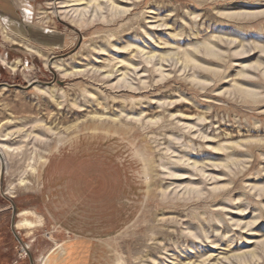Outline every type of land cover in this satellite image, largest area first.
Here are the masks:
<instances>
[{"label": "rangeland", "instance_id": "374dc122", "mask_svg": "<svg viewBox=\"0 0 264 264\" xmlns=\"http://www.w3.org/2000/svg\"><path fill=\"white\" fill-rule=\"evenodd\" d=\"M99 2L126 5L0 0V142L22 146L1 165L0 248L15 264H230L264 233V0H129L113 18ZM10 199L39 224L16 228L28 249Z\"/></svg>", "mask_w": 264, "mask_h": 264}, {"label": "bare ground", "instance_id": "6f19581e", "mask_svg": "<svg viewBox=\"0 0 264 264\" xmlns=\"http://www.w3.org/2000/svg\"><path fill=\"white\" fill-rule=\"evenodd\" d=\"M77 1H81V0H77ZM109 1H111V0H108V2ZM115 1L119 2V3H124L126 5H124L123 7L122 6H114L115 2H110L109 4L105 3V4H107V6H106L104 3H100L99 2V3L96 4V11L95 12L98 14L100 10L106 9L111 14V16H109L110 18H113L114 15L117 14V13L114 14V12H119V10L123 11V13L127 12V10H128L127 4L129 2V0H115ZM25 12L27 13V11H25ZM74 12H77L79 14V16H78V21H79L78 24L79 25H83L85 23H88L90 20H93V18H96L95 14L93 15L94 17L91 18V13L92 12L87 10V7H84L83 9H79V8L75 9ZM89 14H90V16H89ZM100 18H102L103 20L105 19V17H100ZM106 19L109 20V18H107V17H106ZM72 21H73V23H75V19H73ZM5 38L8 39L9 41L15 43V44L23 45L28 50H30V51H32V52H34L36 54L40 55V54L43 53L40 48L32 45L31 43L28 42V40H26L23 37H19V36H16L14 34H9L8 32H6L5 33ZM152 57H154V56H151V58ZM3 61L2 62L4 64L8 63L7 60H5V59H3ZM54 65L56 67H59V70H61V71L64 70L66 76L67 75L72 76L73 74L75 75V74H78V73H80L82 71L81 69L68 70L67 66L59 65V63H57V62H54ZM13 68H15V67H13ZM112 72L113 71L110 70V72L108 73L109 75L107 77H110ZM52 89H53L52 92H54L55 88H52ZM41 91L48 92L49 90L48 89H41ZM98 127H103V128H105V130H113L115 132H120V130L124 128V127L123 128L116 127L114 125L113 126H104V124L96 125L94 128H98ZM129 129L130 128H128V126H126L124 128V130H129ZM21 147L22 146L13 147V146L9 145L8 143L0 142V173H1V165H2V167H3V165H6V170H8V160H7V158H11L12 157V153L15 152V151L20 150ZM141 152H143V151H141ZM3 158L5 159V161L3 160ZM30 167H31L32 171H36V167H34L32 165H30ZM152 167H153L152 161H148V168L152 169ZM22 177L20 179V182L24 183L25 179L22 178ZM108 181L110 182L111 180H108ZM111 183H113V182H111ZM12 189H13V187L9 186L7 188V193L10 196L13 197L14 196V194H13L14 192H13ZM260 189H264V188H260ZM240 212H241L240 215H243V216H245V215H247L249 213V212H247V209H242ZM34 215L35 214L32 211H30V210H22L21 212H19V215H18L19 218H18L17 223H16L17 229L26 230L30 234L31 230L39 225L37 222H35L34 220L31 219V216H34ZM254 223L255 222H249L248 226L251 227V226L254 225ZM236 225L239 227L241 225V221L237 220L236 221ZM239 232L240 233H244L245 231H243V232L239 231ZM257 234H258L257 231H252V233H251L252 237L249 236V237L246 238L247 239L246 243H248V244H251V243L255 242L254 248L248 249V250H242V251L233 253L232 255L226 257V259L229 260L230 264H255L257 262H260V261L264 260V233L262 234V238L261 239L254 240L253 237L255 235H257ZM27 246L30 247V244H27ZM228 247H232L231 244L228 245ZM228 247H226V248H228ZM200 264H202V263H200Z\"/></svg>", "mask_w": 264, "mask_h": 264}, {"label": "water", "instance_id": "95a60500", "mask_svg": "<svg viewBox=\"0 0 264 264\" xmlns=\"http://www.w3.org/2000/svg\"><path fill=\"white\" fill-rule=\"evenodd\" d=\"M16 86H18V85H16ZM19 87L24 88L22 86H19ZM1 191H2V194H4V195L6 194L5 192H3V186H2V184H1ZM10 201H11L12 206H13V215H12L11 227H12V230L15 233L16 237L19 238L20 237L19 236L20 235V232L17 231V229H16L17 228L16 227V221H17V217H18V212H17V208H16V205H15V202L12 199H10ZM19 241L23 244V247H25L26 249H28L27 245L24 244L20 238H19ZM29 257H30V260H31V264H35L34 263V259H33L32 255L30 253H29Z\"/></svg>", "mask_w": 264, "mask_h": 264}, {"label": "crops", "instance_id": "0c3cea01", "mask_svg": "<svg viewBox=\"0 0 264 264\" xmlns=\"http://www.w3.org/2000/svg\"><path fill=\"white\" fill-rule=\"evenodd\" d=\"M7 252H8L7 247H5L3 249L0 248V264H15L14 257H11L9 255V253H7Z\"/></svg>", "mask_w": 264, "mask_h": 264}]
</instances>
